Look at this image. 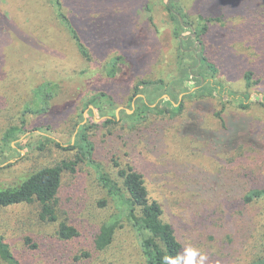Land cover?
Masks as SVG:
<instances>
[{"label": "rangeland", "instance_id": "obj_1", "mask_svg": "<svg viewBox=\"0 0 264 264\" xmlns=\"http://www.w3.org/2000/svg\"><path fill=\"white\" fill-rule=\"evenodd\" d=\"M60 1L79 38L62 23L55 0H0V137L22 124L37 86L48 80L59 86L46 112L24 115V132L13 142L21 154L9 153L16 163L0 168V186L73 158L75 150L45 137L68 145L90 124L97 160L111 173L116 158L144 174L151 199L162 204L163 219L183 248L207 253L211 264H250L264 256V201L243 200L251 188L264 186V106L257 103L264 93V0H180L194 26L200 14L222 17L210 22L203 46L217 65V80L230 89L228 98L193 97L176 117L152 114L142 123L108 125L101 112L91 111L89 99L104 92L114 102L108 114L133 113L139 80L168 81L174 73L180 45L175 22L165 0ZM12 8L24 11L23 20H12ZM121 54L133 60L118 62L116 75H108ZM219 110L223 120L213 114ZM104 196L92 169L81 164L77 173H64L59 193L60 219L79 227L77 238L59 240L58 223L40 220L38 203L0 207V234L24 264H144L129 226L107 249L96 250L99 227L115 210L98 207ZM27 236L36 247L26 244ZM84 251L91 256L77 258ZM0 264L6 263L0 258Z\"/></svg>", "mask_w": 264, "mask_h": 264}, {"label": "trees", "instance_id": "obj_2", "mask_svg": "<svg viewBox=\"0 0 264 264\" xmlns=\"http://www.w3.org/2000/svg\"><path fill=\"white\" fill-rule=\"evenodd\" d=\"M14 4L15 0H7ZM170 17L175 22V33L179 36V48L174 68V73L169 80L141 79L134 88L131 97L133 102V113L122 110L119 115L108 114L114 109L112 97L107 93L100 92L92 96L88 103L92 106L91 111L101 112L103 119L101 123L106 125L126 120L131 123H142L152 114L160 116L176 117L185 107V100L197 99L205 96H224L230 89L221 81L217 80L218 68L205 55L203 38L212 33L211 21H221V16H204L200 14L197 25L191 23L187 13L180 5V0H165ZM56 10L64 26L68 30L72 29L68 16L63 12L60 0H55ZM12 20H23L22 13L15 12L12 8ZM1 18V16H0ZM75 29H72L74 36ZM70 31V32H71ZM79 38V37H78ZM81 50L87 54L85 45L80 43ZM192 49L194 50L192 52ZM113 64L108 67V75L115 76L119 70L118 62L133 60L128 54H121L114 58ZM206 71L208 72L206 75ZM251 72H246L249 80ZM251 80V79H250ZM43 86V87H40ZM58 84L48 80L34 89L35 100L27 103L22 110V124L10 125L0 137V163H6L13 153H17L14 141L24 132L25 118L27 113H43L50 107V101L55 96ZM231 94V93H230ZM257 103L264 106V93H258ZM224 97L222 99H224ZM225 98V99H227ZM246 99L252 98L251 93L245 95ZM242 107H249V104L241 103ZM213 114L223 120L222 110L214 111ZM119 116V118H118ZM84 119V116L83 118ZM94 124H98L96 117L92 119ZM92 125L83 124L74 140L68 145L57 141L51 136H46V140L51 141L55 146L65 150H75L73 158L63 159L56 164L41 166L32 170L18 182L0 186V207H12L20 204H39L38 217L48 223H58L56 236L61 241H68L80 235V229L75 224L69 223L65 219H60L59 214V193L62 188L63 176L65 172L75 174L81 164L90 167L106 196L97 201L100 208L109 205L114 207L113 213L105 219L95 236L94 246L96 250L104 251L113 244L119 230L130 227L139 245V251L144 264H163L165 255L175 257L183 249V244L176 235V231L171 223L163 219L164 209L162 204L151 199L144 174L137 170L130 162L120 163L116 158L113 160L115 173L109 172L105 166L96 158L95 144L90 137L88 128ZM47 143V141H46ZM43 149V144L38 146ZM9 153L11 155H9ZM17 154H21L18 152ZM15 161H9L4 167L10 168L15 165ZM244 202L251 204L257 201H264V186L251 188L243 197ZM25 242L31 247H36L29 236L25 237ZM79 256V257H78ZM90 257L91 253L84 251L81 255ZM0 258L6 264H24L10 249L9 244L0 234ZM111 264V263H109ZM250 264H264V256L258 257Z\"/></svg>", "mask_w": 264, "mask_h": 264}, {"label": "clouds", "instance_id": "obj_3", "mask_svg": "<svg viewBox=\"0 0 264 264\" xmlns=\"http://www.w3.org/2000/svg\"><path fill=\"white\" fill-rule=\"evenodd\" d=\"M163 264H211L207 253L188 245L175 257L165 255Z\"/></svg>", "mask_w": 264, "mask_h": 264}]
</instances>
